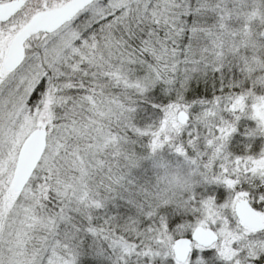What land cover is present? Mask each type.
Wrapping results in <instances>:
<instances>
[{"label": "snow or ice", "instance_id": "6c2138e0", "mask_svg": "<svg viewBox=\"0 0 264 264\" xmlns=\"http://www.w3.org/2000/svg\"><path fill=\"white\" fill-rule=\"evenodd\" d=\"M264 264V0H0V264Z\"/></svg>", "mask_w": 264, "mask_h": 264}, {"label": "trees", "instance_id": "16d2710c", "mask_svg": "<svg viewBox=\"0 0 264 264\" xmlns=\"http://www.w3.org/2000/svg\"><path fill=\"white\" fill-rule=\"evenodd\" d=\"M81 264H95V262L90 261L87 258H82Z\"/></svg>", "mask_w": 264, "mask_h": 264}]
</instances>
